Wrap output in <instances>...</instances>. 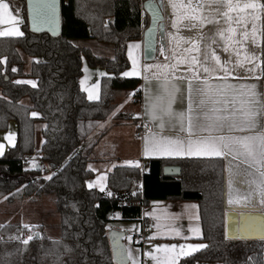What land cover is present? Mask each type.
Segmentation results:
<instances>
[{"label": "trees", "instance_id": "1", "mask_svg": "<svg viewBox=\"0 0 264 264\" xmlns=\"http://www.w3.org/2000/svg\"><path fill=\"white\" fill-rule=\"evenodd\" d=\"M21 2L23 35L0 37V60L5 61L0 63V132L10 121L17 126L15 146L0 157V200L50 197L59 218V235L52 239L44 232H30L33 239L25 245L22 236H28L30 229L20 223L0 224V264H114L107 226L117 219H142L139 207L123 203L140 201L145 207L153 201L170 200L198 205L200 241L207 246L181 258L179 264H264V240L225 237L222 159H147L143 169L117 166L108 173L106 185L111 196L86 187L93 177L87 167L89 156L103 134L83 143L111 114L118 93L133 91V100L140 96V79L121 74L129 68L127 42L139 40L142 28L148 25L141 0H61V34L56 38L28 31ZM262 30L264 33V20ZM74 40L110 45L114 56L97 57L88 48L75 46ZM24 57L30 58L28 71L24 70ZM83 57L90 67L107 73L100 80L96 101H89L79 88ZM15 81H34L35 86ZM23 99H28L29 105H24ZM114 119L123 118L118 113ZM37 121L44 123L38 163L25 169L26 158L36 153ZM43 165L51 179L43 176ZM166 166H178L180 175L164 176ZM137 184L141 187L133 192ZM112 215L116 218L111 219Z\"/></svg>", "mask_w": 264, "mask_h": 264}, {"label": "snow or ice", "instance_id": "2", "mask_svg": "<svg viewBox=\"0 0 264 264\" xmlns=\"http://www.w3.org/2000/svg\"><path fill=\"white\" fill-rule=\"evenodd\" d=\"M168 2L174 9L171 28L175 29L168 32L169 43L174 42L175 46L168 49L161 45L160 48L161 55H164L168 62L146 63L142 68L138 67L137 61L131 56V49L139 45L130 44L129 58L132 59L133 67L130 71L121 74L123 77H132L143 73L142 78L145 81L154 77L165 82L164 90L169 96L166 104L163 103V97L157 96L151 101L147 95L145 97L144 114L153 121H159L157 126L162 130L160 133L153 134L150 141L145 138V155L151 153L223 157L228 160L230 189L228 204H236L244 209H255L256 203L264 205V90H262L264 85L231 82L236 79L259 81L264 76V68L257 73V69L264 64V60L259 59L254 51L248 49L241 51L245 48V41L250 40L252 44L256 43L257 31L254 21L264 15V3L261 0H168ZM35 8L41 15L47 8H51L54 12L55 0L51 2L35 0ZM32 9L33 0H29L30 15ZM205 12L208 15H204ZM214 13L218 15H213ZM220 17L224 18V26H218L212 34L197 31L194 39L181 33V29L199 30L203 25L213 22L219 25ZM249 17L253 21L251 29L247 26ZM5 23L10 27L0 30V37L23 35L17 27L18 17L13 15L5 0H0V24ZM152 31V29L149 30L150 33ZM260 35L264 36V33ZM216 36L223 41V51L229 53L228 57L222 59L217 54L216 49L220 45L217 43ZM177 48L180 49L179 54H177ZM169 51L171 55L168 54ZM4 62L0 60V63ZM180 64H186L185 71L191 75H176ZM153 69L155 71H152ZM12 70L16 71V69ZM99 75L107 74L101 72ZM173 80L187 81V107L180 112H175L172 108L176 93L180 92V88L175 84H172L169 89L168 85ZM15 83L35 86L32 81H15ZM83 83L82 80L81 84ZM230 96L231 100L228 99ZM238 97L240 99L237 101ZM88 98L99 99V96L95 91H89ZM237 102L239 108H236ZM238 114L242 118L239 122L235 119ZM32 115L37 114L33 112ZM165 116L169 118L172 127L178 125L179 133L184 134L164 133ZM172 121L175 123H171ZM3 139L12 143L13 135L9 133ZM3 155L4 146L0 144V156ZM45 179H51V176ZM86 183L89 188L94 186L92 182L86 181ZM233 183L246 184L247 187L237 188L233 196L231 191ZM108 195L111 196L112 193L109 192ZM255 219L252 212L242 213L239 220L235 222L231 237L226 235V239H243L246 238L245 234L252 233H258L259 238L264 239V225L254 224ZM155 226L158 229L161 227L160 224ZM0 227L3 226L0 225ZM23 227L31 229L37 226L24 224ZM190 231L199 235L200 230L197 227ZM237 233L241 235L237 236ZM159 234L161 233H157ZM175 234L180 235L178 231ZM36 236L39 238V233ZM13 238L20 239V237ZM184 238L187 239V237ZM32 239L33 235L29 234L26 239L21 240V243L27 245ZM127 239L132 238L128 236ZM205 247L207 246L204 244H165L156 246L155 253L146 251L144 255L149 257L153 264H179L181 257L191 256ZM117 255L120 258L119 264H127V261L138 264L132 249L124 250L117 245L114 250V259Z\"/></svg>", "mask_w": 264, "mask_h": 264}, {"label": "crops", "instance_id": "3", "mask_svg": "<svg viewBox=\"0 0 264 264\" xmlns=\"http://www.w3.org/2000/svg\"><path fill=\"white\" fill-rule=\"evenodd\" d=\"M11 1H12L11 3L13 4L12 5L13 8H11L10 11L13 13V15H16L18 17L17 27L18 28L20 27L19 29H22V26L24 23V18L21 12L22 2L21 0H11ZM143 1L145 0H141V3ZM160 1L162 3V11H163V17H164L165 47H167L168 49H172L175 46V44L174 42L169 43L168 32L175 31V29L171 28V20L173 18L174 9L169 5L168 0H160ZM261 2L264 3V0H261ZM205 7H207V5H205ZM204 15H208V13L205 12ZM213 15H218V14L214 13ZM263 20H264V15H261L260 19H257L254 21L255 26H256V31H257L256 43L252 44L250 40H247L245 41V48L241 49V51L248 49V50L256 52L258 54V58L261 60H262L263 36L260 34L263 33V30H262ZM252 23L253 21L251 17H249L247 20V26L249 29H251ZM218 26H224L223 17H220L219 25L213 22L211 24L203 25V27L199 30L181 29V33L186 36H191L195 39L197 36V31H202V32L212 34L215 32ZM0 27H4V25L0 24ZM145 28H142V32ZM215 38L217 40V43L220 45V47L216 49L217 54L220 55L222 59L228 57L229 53H226L223 51V41L220 39L219 36H216ZM130 44L139 45V47H133L131 49V56L137 61L138 67L142 68V66L145 65L146 63L158 64V63L168 62L165 60V58H160L152 62L143 61V53H142L143 52V41H142V33H141V38L139 40L129 41L126 44V57L129 62V67H132V59L129 58V45ZM184 46H187V45H184ZM179 52H180V49L177 48V54H179ZM113 53H114V49H113ZM168 54L171 55V52L169 51ZM186 66H187L186 64H180L178 66L179 71L176 73V75H191V73H187L185 71ZM261 66L262 64L260 65V68L257 69V73L260 72ZM152 71H155V70L153 69ZM143 75L144 74L142 73L140 76H134L140 79L139 89H140L141 96H140L139 103H135L133 99L131 100V102L134 103L137 107L136 111L131 114L140 115L142 119L146 123L149 124V127H150L149 131L142 138H140L138 136L137 128L134 123L132 126V129H133V132H132L128 123H125V121H116L114 119V116L118 113H113L111 120L108 121V119H106L102 121L97 126L95 131L90 135V137L84 142V145H87L91 141L97 139L101 134H103L102 138L98 141L97 145L95 146V148L93 149L92 153L89 156L87 167L89 164H93L94 166H100L98 164H102V166H105L104 168L106 169V173L108 175V173H110L113 170V168L117 166H130L138 162H139V168L143 169L144 161L147 159H183V158L212 159V158H219V159H222L224 163V179H223L224 206L229 208V210H232L237 213L242 211V212H258V213L264 214V205H260L259 203H256L255 209H251V208L244 209L236 204H233V205L228 204L227 202L228 193L230 191L229 173L227 171L228 160H226L223 157L197 156V155L174 156V155H161V154H151V153L148 155H145V152H144L145 143H146L145 138H148V140L150 141L153 134L160 133L162 131L157 126L159 124V121H153L144 114V105L146 103L145 97L147 95L149 98V101H151L153 98L160 96V97H163V103L166 104L169 99V96L164 90V83H165L164 81L158 80L154 77L148 81H145V79L142 78ZM149 75H151V73H149ZM242 75L246 76L247 74L242 73ZM231 82L237 83V84L238 83H256L258 86L264 85V80H262V78L259 81L254 80V79H236V80H231ZM172 84H175L180 88V92L176 93L175 102L172 104V108L175 112L183 111L187 107V100H186L187 81L186 80H173L168 85L169 89H171ZM130 92L133 97L134 92L133 91H130ZM228 99L231 100L232 97L230 96ZM239 99L240 98L238 97L237 101ZM236 108H239L238 102H237ZM164 119H165V124H166L165 128L163 129L164 133H167L169 135H175V134L183 135L184 134V133H179L178 125L176 127L171 126V124L169 123V118L167 116H165ZM235 119L239 122L242 118L238 114L235 117ZM171 123H175V121H172ZM9 133L13 135L12 143H10L8 140L3 139ZM237 134H242V133H237ZM16 141H17V126L15 122L10 121L7 125V129L3 132H0V144L4 146V153L8 151L10 148H13L16 144ZM113 158H116L117 161H113V160H112L113 162H111V160L108 161L109 159H113ZM118 160L119 161L121 160L122 162H118ZM26 162L28 164L27 169L30 168L29 163L31 162L35 163L33 166L37 165L38 163L37 155L34 154L31 157H27ZM110 163H112L111 166L109 165ZM114 163H127V164L115 165ZM108 165L110 168H108ZM91 171L93 172L92 178H94V176L96 175V172L92 169ZM140 187H141V184H137L135 185L132 191L135 192ZM246 187H247L246 184L233 183L232 189H231L233 196H235L237 188L243 189ZM42 198L44 199L45 196L33 197L32 199H29V200L26 199V200L27 202H32L31 200L34 199L36 200V202H39V200ZM8 203H11V202H8ZM32 203L34 204L35 201H33ZM192 204H196V203L195 202L174 201V200L153 201V202L148 203V205L145 206L142 211L141 221L135 222L137 227H134L131 233L132 240L137 239L141 236L143 237V242L141 246H139V249L141 250V255H143L144 249L145 250L149 249V251L153 252L155 251L154 246L156 249V246L160 244L165 245L169 242H173L177 245L179 244H204L203 242L200 241L202 232H201V226H200V221H199L198 205L196 204L194 205L195 207H192L193 206ZM194 214H195V218H194ZM40 221L41 220H38V222ZM12 223H20L21 225L25 224L24 221L23 222L13 221ZM26 223L28 222L26 221ZM157 224L161 225L159 229L155 226ZM197 227L200 230L199 231L200 236H197L192 231H190V229L197 228ZM111 230L120 231L126 235L125 230L121 227H116V228L113 227L109 229V231ZM177 231L180 233L179 236L175 234ZM157 233H161V234L157 235ZM184 237H187V239H185ZM132 246L136 247L134 246V244H132ZM129 263L131 264L130 261Z\"/></svg>", "mask_w": 264, "mask_h": 264}, {"label": "rangeland", "instance_id": "4", "mask_svg": "<svg viewBox=\"0 0 264 264\" xmlns=\"http://www.w3.org/2000/svg\"><path fill=\"white\" fill-rule=\"evenodd\" d=\"M5 2H7L10 6V9L13 8L12 7V1L11 0H5ZM4 27H0V30H5L8 27H10L9 24H3ZM20 28V27H19ZM22 33V29H19ZM5 37H20V36H5ZM72 43L75 46L81 47V48H89L92 53L97 56V57H104V58H113L114 53H113V49L112 46L110 45H106V44H101L98 43L94 40H74L72 41ZM24 61H25V66H24V70L28 71L29 69V64H30V58L24 57ZM133 67V65H132ZM132 67H129L127 70L125 71H130L132 69ZM86 69V71H85ZM124 71V72H125ZM106 73L105 70L101 69V68H92L88 65V62L86 61V59L83 57L82 58V76L79 80V88L81 91H83L86 94V97L89 101H96L97 99H92L90 100L88 98V93L89 91H95L98 96H99V83L102 77L105 76H101L99 75V73ZM107 74V73H106ZM126 78H136L134 76L132 77H126ZM84 81L83 85L81 84V81ZM34 82V81H32ZM32 85V84H31ZM131 92H120L116 95L114 103H113V110L111 112V114L108 116V121L111 120L113 113H119L122 116V121H125V123H128L131 131L133 132L132 126H133V119H130L129 116L131 113H134L137 109L136 105L134 103L131 102V100L133 99ZM132 97V98H131ZM22 103L24 105H29V101L28 99H23ZM121 105H123V107H120ZM33 116V115H32ZM34 117H37V115H35ZM44 128V123L43 122H35L34 124V149H36V153L35 155H37V152L40 149V146L42 144L43 138H42V134L41 131ZM84 146V143H83ZM113 162V161H117L116 158L113 159H109L108 161ZM113 160V161H112ZM118 162H122L121 160ZM35 163H29V167L33 168L35 166H33ZM115 165H120V164H127V163H114ZM100 166H94L93 164H89L88 165V169H92L96 172V175L94 176V178H90L87 181L88 182H92L93 183V187L89 188L87 183H86V187L88 189H95L98 190L100 192H104L106 194H108L110 192V190L107 188L106 185V169L104 168L105 166H102V164H98ZM110 166L112 165V163L109 164ZM108 165V168H110ZM91 166V167H89ZM130 166H135V167H139V162L138 163H134V165H130ZM50 175V171L48 169L47 166L43 165V176L47 177ZM101 188H103V191H101ZM111 193V192H110ZM32 202L35 201V203L33 204L32 202H27L26 199H20V200H16L14 202L8 203L5 200H0V224H4V223H12L13 221L15 222H25V224L28 225H35L37 227H32L29 231L28 234L31 233H35L36 231L39 232H44L45 234H47L50 238L52 239H56L58 238L59 232H58V223H59V218L58 215L55 213V207L53 204V201L50 197L45 196V198L40 199L39 202H36V200H31ZM192 205H196V204H192ZM198 217V216H197ZM116 218V217H115ZM194 218H195V214H194ZM38 220H41L40 222H38ZM26 221L28 223H26ZM113 227H121L125 230V242L127 244L126 249H132L133 251L136 252V257L138 260V264H153V261L144 255V253L146 251H149V249L143 251V255H141V250L139 249V247H133V241L134 240H129L127 239L128 236H130L132 238V230L134 227L136 226L135 222H122L120 220H114L113 222L109 223V225L107 226L108 230L110 228ZM25 235V234H24ZM200 236V232L199 235ZM168 245L170 244H175L173 242H169L167 243ZM162 245V244H160ZM135 246V245H134ZM136 248V249H135ZM136 250H139L138 252ZM154 250L153 253L156 252L155 246H154ZM197 264H219V263H197Z\"/></svg>", "mask_w": 264, "mask_h": 264}, {"label": "water", "instance_id": "5", "mask_svg": "<svg viewBox=\"0 0 264 264\" xmlns=\"http://www.w3.org/2000/svg\"><path fill=\"white\" fill-rule=\"evenodd\" d=\"M26 11V23L27 28L30 33L33 34H43L46 33L52 38L59 37L61 34V0H55V10L52 11L51 8H47L43 11V14H38L35 8V0H33V9L30 15L29 12V0H23ZM51 2V0H49ZM152 5V7H149ZM141 11L145 13L148 17V25L142 32L143 41V61L152 62L154 60L165 58L161 55L160 48L161 45L165 46V27H164V17L162 11V3L160 0H145L141 3ZM162 18V19H161ZM35 19V27H34ZM153 31L150 33L149 30ZM163 29V31H161ZM150 46V47H149ZM7 80V79H6ZM163 175L168 177H178L180 175V168L178 166H166L163 169ZM225 210V226L224 233L231 237L235 222H237L242 213L247 212H234L229 210V208L224 206ZM256 219L253 221L256 225H264V214L258 212H252ZM241 235L237 233V236ZM246 238H227L229 240H264L259 238L258 233L245 234ZM112 260L114 264H119V255L114 259V250L116 246L119 245L124 250L125 245V234L120 231L111 230L107 233ZM127 264H130L127 261Z\"/></svg>", "mask_w": 264, "mask_h": 264}, {"label": "built area", "instance_id": "6", "mask_svg": "<svg viewBox=\"0 0 264 264\" xmlns=\"http://www.w3.org/2000/svg\"><path fill=\"white\" fill-rule=\"evenodd\" d=\"M140 96H141V95H140ZM140 96H139V98H135V99H134V102H135V103H139V102H140ZM129 118H130V119H133V120L135 121V126H136V128H137L138 136H139L140 138H142V137H143V136L149 131V129H150L149 124L146 123V122L142 119V117H141L140 115H137V114H130ZM146 125H147V127H146ZM27 166H28V164H27V162H26V160H25L23 167L26 169ZM123 205H124L125 207H139L142 211H143V209H144V206H143V204H141L140 201H125V202L123 203ZM115 217H116L115 215H112V216H111V219H114ZM26 238H27L26 235H23V236H22V240H23V239H26ZM142 242H143V237L141 236V237H139V238H137V239H134L133 244H134L135 246L139 247V246H141ZM125 245H126V242H125Z\"/></svg>", "mask_w": 264, "mask_h": 264}]
</instances>
